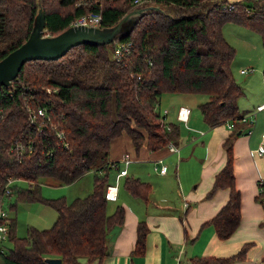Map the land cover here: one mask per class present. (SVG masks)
Wrapping results in <instances>:
<instances>
[{
    "label": "trees",
    "instance_id": "obj_1",
    "mask_svg": "<svg viewBox=\"0 0 264 264\" xmlns=\"http://www.w3.org/2000/svg\"><path fill=\"white\" fill-rule=\"evenodd\" d=\"M148 5L155 8L141 14L130 32L103 44L74 45L56 59L27 60L0 87V207L13 196L11 207L17 201H40L57 212L49 228L30 225L24 236L16 233V217L7 215L0 264H48L46 257H60L61 264H101L109 230L124 220L123 206L116 204L109 212L111 200L105 198L110 143L126 133L135 149L143 143L149 150L176 144L180 125L165 122L159 111L167 92L206 94L198 108L209 126L231 120L221 143L225 162L206 194L227 188L228 198L202 224H210L220 239L238 226L233 141L243 116L238 99L244 89L233 74L235 48L222 27L226 22L245 26L264 45V0H0V59L27 39L38 9L47 33L54 35L81 15H100L99 26L106 28ZM122 42L128 48L117 58ZM90 170L92 190L85 196L67 200L41 194L42 177L68 184ZM20 180L28 185H19ZM122 184L143 200L151 191L150 182L136 176L125 174ZM263 196L259 191L256 199L264 208ZM147 232L146 222L139 220L132 254L144 253ZM249 246L243 243L230 256H193L190 264H231L243 259Z\"/></svg>",
    "mask_w": 264,
    "mask_h": 264
},
{
    "label": "crops",
    "instance_id": "obj_2",
    "mask_svg": "<svg viewBox=\"0 0 264 264\" xmlns=\"http://www.w3.org/2000/svg\"><path fill=\"white\" fill-rule=\"evenodd\" d=\"M249 70L240 68L239 72L250 75ZM166 94L169 93L162 94L165 97L161 96L159 107L165 108L163 115L167 123L180 125L177 150H170L167 145L149 150L144 143L135 149L126 133L116 136L110 143L109 183H116L117 170L123 167L121 157L127 152L131 160L126 175L150 182L151 191L147 200H143L123 187L125 175L117 181V197L111 203L114 202L113 209L116 204L123 206L124 220L109 230L108 254L101 264H190L193 256H230L245 242L250 246L244 258L231 264H264V208L256 199L258 179L264 178V145L261 143L264 109L257 111L252 121L241 119L238 122L240 129L233 141V171L236 187L240 190V221L230 236L220 239L210 224L202 223L228 198L227 188H219L211 196L206 194L225 162L221 143L232 125L229 127L224 122L209 126L201 113L192 114L187 100ZM252 101L251 108L239 109L242 117L264 102V89ZM241 102L240 98L238 108ZM181 106H189L186 121L178 116ZM260 148H263L261 152ZM164 163L167 169L162 173L159 169ZM108 211L112 210L108 207ZM139 220L146 222L148 232L144 253L134 255L132 249Z\"/></svg>",
    "mask_w": 264,
    "mask_h": 264
},
{
    "label": "rangeland",
    "instance_id": "obj_3",
    "mask_svg": "<svg viewBox=\"0 0 264 264\" xmlns=\"http://www.w3.org/2000/svg\"><path fill=\"white\" fill-rule=\"evenodd\" d=\"M222 31L226 39L235 48V55L231 68L236 80L241 83L245 89V93L238 99H242V104H240L239 109L241 111L247 110V108L252 107V99L260 95L264 89V45L262 44L260 35L256 31L245 26L233 22H226L222 27ZM240 68L251 69L248 73L252 74H240ZM168 93L169 94H166V96L177 95L180 99L187 100L191 104L192 114H194L195 111L200 113L198 104L207 99V95L201 93ZM161 101L163 102L162 99ZM164 109L165 108L162 106L159 107L161 114H163ZM254 111L255 110H252L250 113ZM252 125L253 124H251L250 127H252ZM112 173L115 174V171H112ZM40 179L41 194L43 196L57 197L63 195L67 200H71L76 196H85L92 190L93 172L87 171L74 182L68 184H60L57 179L52 177H42ZM19 185L27 186L28 183L26 180H20ZM13 199V196H11L10 199L7 197L4 198L2 208L7 212L9 217H16V233L18 236H24L26 234L27 226L34 225L39 228H49L53 224L57 212L52 206L40 201H17L15 207H11V203L14 202ZM113 203L114 202H109L107 204L109 210H113Z\"/></svg>",
    "mask_w": 264,
    "mask_h": 264
},
{
    "label": "water",
    "instance_id": "obj_4",
    "mask_svg": "<svg viewBox=\"0 0 264 264\" xmlns=\"http://www.w3.org/2000/svg\"><path fill=\"white\" fill-rule=\"evenodd\" d=\"M151 8L155 6L135 7L110 27L70 25L54 35L47 33L43 14L38 9L27 39L0 59V87L8 85L27 60L56 59L74 45L103 44L113 40L118 33L130 32L140 15ZM46 261L61 264L60 257H46Z\"/></svg>",
    "mask_w": 264,
    "mask_h": 264
},
{
    "label": "built area",
    "instance_id": "obj_5",
    "mask_svg": "<svg viewBox=\"0 0 264 264\" xmlns=\"http://www.w3.org/2000/svg\"><path fill=\"white\" fill-rule=\"evenodd\" d=\"M100 15L98 14H95V15H92V14H85V15H81V16H78L76 17L72 22H71V25H85V26H99L100 25ZM128 48V43H119L117 46H116V57L118 58L119 54L122 52V51H126ZM243 71V70H241ZM264 109V102L256 105L255 107V111L250 113L249 115H247L246 117H242L241 119L242 120H245V119H249L250 121L253 120V116H255V112L256 111H259V110H263ZM38 114H42V111L39 109L37 111ZM189 113V108L186 107V106H181L178 110V116L180 117V119H183L184 121H186L187 119V115ZM35 115L31 113V118L33 119ZM226 124L231 127L232 125V122L231 120H228L226 121ZM169 128V127H168ZM261 143L264 145V133L262 134V138H261ZM21 147V145H20ZM167 147L170 149V150H177V146L175 143L173 142H169L167 144ZM263 150V148H260L259 149V152H261ZM122 159V162H123V167L118 169V172H117V178H116V183L114 184H108L107 187H106V190H105V198L109 199V200H114L116 199L117 197V192H118V184H117V181H118V176H123L127 173V164L128 162L131 160V157L129 156V154L126 152L122 155L121 157ZM167 169V165L164 163L160 166V169L159 171L160 172H165ZM258 188H259V191H263L264 193V178L260 177V179H258ZM9 188H6V191L5 193L8 194L9 193ZM263 201H264V196H263ZM7 212L2 208L0 207V241H2L3 239L6 238L7 236V232H8V221H7Z\"/></svg>",
    "mask_w": 264,
    "mask_h": 264
}]
</instances>
